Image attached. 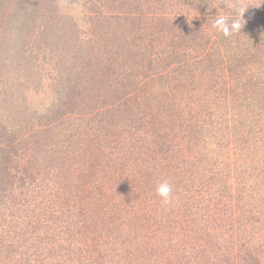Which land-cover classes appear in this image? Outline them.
Instances as JSON below:
<instances>
[{
	"label": "trees",
	"instance_id": "1",
	"mask_svg": "<svg viewBox=\"0 0 264 264\" xmlns=\"http://www.w3.org/2000/svg\"><path fill=\"white\" fill-rule=\"evenodd\" d=\"M141 1L0 0L57 78L39 112L0 63V264H264V0Z\"/></svg>",
	"mask_w": 264,
	"mask_h": 264
},
{
	"label": "rangeland",
	"instance_id": "2",
	"mask_svg": "<svg viewBox=\"0 0 264 264\" xmlns=\"http://www.w3.org/2000/svg\"><path fill=\"white\" fill-rule=\"evenodd\" d=\"M111 4V2H108V5ZM104 10H106V8H104ZM76 20H78V18H76ZM43 22L44 18L38 16L37 25L40 26V24ZM159 23H163V20L160 19ZM50 27H53V30H47L51 33H48V37H55V39L58 40L60 44H62L61 35L57 34L53 19L47 16V28ZM33 29L36 28L33 26ZM14 32L15 27L11 28V26L9 25L0 24V63L4 64L3 67L5 70H9V75L3 78H8L12 81L15 78L17 84H20V86L22 87H27V89L23 88V91L27 93L28 102H32L30 104V107L34 106L39 112H45V108H47L49 104H51L50 102H55V100L57 99L55 91H53V88H57V78L54 74L55 71H53V68L55 67V61L54 59H52V57L55 56V53L50 51L49 47L43 45V42L47 36H44L42 32L37 34L33 33L32 31L31 33L26 34L24 39L26 40V50L24 51L23 56H21L22 52L20 53V56L23 59H19V62L22 65L18 66L15 58L13 59V61L4 59L2 56L5 57V55H9L8 52L11 51V48L14 49L15 45L18 44L17 37L16 35H14ZM35 32H37V30H35ZM98 54L100 56V59H102V53L99 52ZM64 64L66 63L64 62ZM28 72H30L29 75H27ZM63 82L64 80H62V83ZM96 84H98L99 88L97 92L100 94L105 88V79L104 81H102L101 79H97ZM73 246V251L76 254L79 253L78 246ZM83 248L84 245L82 247V250Z\"/></svg>",
	"mask_w": 264,
	"mask_h": 264
},
{
	"label": "clouds",
	"instance_id": "3",
	"mask_svg": "<svg viewBox=\"0 0 264 264\" xmlns=\"http://www.w3.org/2000/svg\"><path fill=\"white\" fill-rule=\"evenodd\" d=\"M247 8L234 9L232 13L216 15L212 21V27L224 36H231L241 30L243 24L241 23L242 14ZM156 195L161 197L164 205H170L173 200V190L171 184L167 181H161L156 185Z\"/></svg>",
	"mask_w": 264,
	"mask_h": 264
}]
</instances>
